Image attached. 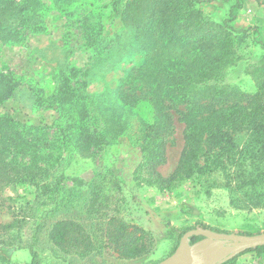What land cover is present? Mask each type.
Instances as JSON below:
<instances>
[{"label": "trees", "instance_id": "obj_1", "mask_svg": "<svg viewBox=\"0 0 264 264\" xmlns=\"http://www.w3.org/2000/svg\"><path fill=\"white\" fill-rule=\"evenodd\" d=\"M51 1L65 18L63 55L56 60L55 88L48 95L37 91L35 102L51 108L55 118L52 125H32L0 112V193L9 183L31 184L54 246L82 258L101 253L103 244L123 259L153 249L152 232L119 213L113 192L120 182L109 165L94 168L89 182L66 172L71 161L95 157L121 137L141 155L132 172L137 186L172 191L188 180L210 186L221 176L232 200L245 199L236 207H264V53L246 71L254 91L225 80L227 69L242 59L247 38V29L231 24L230 11L217 22L199 6L208 0ZM106 6L120 22L112 36L103 33L100 10ZM47 11V0H0V40L19 42L44 30ZM73 32L91 49L84 69L65 61L76 48L67 37ZM256 43L264 50V41ZM133 52L140 54L138 63L107 88L102 79ZM93 79L104 88L91 91ZM17 85L0 70V105ZM174 114L183 123V147L164 176L157 168ZM202 238L194 235L190 243ZM248 251L261 254L264 246Z\"/></svg>", "mask_w": 264, "mask_h": 264}, {"label": "rangeland", "instance_id": "obj_2", "mask_svg": "<svg viewBox=\"0 0 264 264\" xmlns=\"http://www.w3.org/2000/svg\"><path fill=\"white\" fill-rule=\"evenodd\" d=\"M47 1L44 30L28 34L19 42L0 40V70L18 83L11 96L0 105V112L7 111L18 120L32 125L53 123L54 111L45 104L36 103L35 99L37 91L48 95L55 88L53 74L56 72V60L63 55L59 45L64 37L65 18L58 9L53 8L51 0ZM82 1L89 3L91 0H78L74 4L78 5ZM105 1L102 0L103 3ZM199 6L217 22L227 17L230 11L231 24L237 29H247V38L241 52L243 57L227 69L225 80L237 84L244 91H254V82L246 71L264 53L263 48L256 43L264 41V0H208ZM100 11L103 33L112 36L120 29V22L109 6ZM76 34L73 32L67 36L73 39L70 45L76 48L67 55L65 61L84 69L91 49L83 48L77 42ZM139 60L138 52L122 59L117 69L102 79L106 87L112 90L128 67ZM89 88L91 91H100L104 85L100 79H93ZM49 132V137L54 140L52 131ZM182 147L183 123L174 114L173 131L168 136L165 160L157 168L162 175L166 176L173 170ZM140 156V152L129 145L125 137H121L116 144L99 150L95 157L71 161L66 172L89 182L96 172L94 168L100 170L103 165H109L120 182V190L113 192L119 213L154 235V247L149 253L134 259H123L113 251L110 244H103L101 253H95L92 257L82 258L62 253L49 240L50 228H47V223L39 218L34 187L29 183L13 182L7 184L0 193V261L3 257L2 263L7 264H33L34 261L39 264H156L176 249L183 235L179 234L188 227L209 229L202 227L205 225L239 234L264 232V207H236V203H242L245 199L235 195L232 200L223 186L221 176L210 186L188 180L172 191L135 185L132 172ZM99 176L95 178L98 180ZM104 190H107V186ZM38 223L46 225L39 228ZM203 241V245H221V249L208 258L207 264L215 263L231 250L225 243L207 239ZM30 247L36 252L35 260ZM225 264H264V251L261 254L255 251L243 252Z\"/></svg>", "mask_w": 264, "mask_h": 264}, {"label": "water", "instance_id": "obj_3", "mask_svg": "<svg viewBox=\"0 0 264 264\" xmlns=\"http://www.w3.org/2000/svg\"><path fill=\"white\" fill-rule=\"evenodd\" d=\"M194 235H201L203 238L190 243ZM217 241L231 247L229 253L218 259L213 264H222L234 256L248 249L264 246V232L255 234H239L231 232H218L211 229L193 228L183 233L176 249L167 257L156 264H207V260L221 245L208 244L202 248L203 240Z\"/></svg>", "mask_w": 264, "mask_h": 264}, {"label": "crops", "instance_id": "obj_4", "mask_svg": "<svg viewBox=\"0 0 264 264\" xmlns=\"http://www.w3.org/2000/svg\"><path fill=\"white\" fill-rule=\"evenodd\" d=\"M207 245H204L202 248L206 247Z\"/></svg>", "mask_w": 264, "mask_h": 264}]
</instances>
